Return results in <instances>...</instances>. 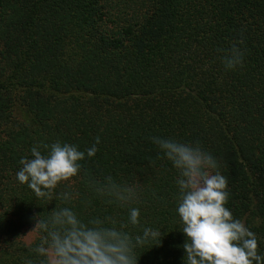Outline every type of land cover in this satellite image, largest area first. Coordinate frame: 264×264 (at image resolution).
I'll return each mask as SVG.
<instances>
[{
    "label": "trees",
    "instance_id": "1",
    "mask_svg": "<svg viewBox=\"0 0 264 264\" xmlns=\"http://www.w3.org/2000/svg\"><path fill=\"white\" fill-rule=\"evenodd\" d=\"M233 44L243 66L228 69L218 49ZM152 137L199 142L217 160L226 207L264 257V0H0V264H39L45 233L26 245L23 229L63 207L133 236L160 230L138 264H183L178 174ZM56 141L85 152L82 170L38 198L16 178L20 160ZM106 177L138 199L109 203L86 183Z\"/></svg>",
    "mask_w": 264,
    "mask_h": 264
},
{
    "label": "clouds",
    "instance_id": "2",
    "mask_svg": "<svg viewBox=\"0 0 264 264\" xmlns=\"http://www.w3.org/2000/svg\"><path fill=\"white\" fill-rule=\"evenodd\" d=\"M218 51L226 68L243 66V52L235 44L230 50ZM151 139L178 174L177 212L186 237L183 264H264L255 233L226 207L228 181L217 170V160L199 142ZM99 142L97 137L96 144ZM86 151L88 157H93L98 149L94 144ZM84 159L85 152L76 145L60 141L39 143L32 146L31 158L20 160L22 167L16 178L38 198L51 200L58 185L80 174ZM86 183L99 196L108 197L109 203L127 205L138 199L136 186L118 184L111 177L103 183L89 178ZM73 198L71 192L59 194L64 202ZM139 216V208L130 209L131 225L140 223ZM32 219L34 227L27 234L45 233L39 245L31 249L42 257L39 264H138L136 248L149 241H157L158 245L163 235L160 230L145 227L142 235L133 236L123 230L126 224L118 228L110 217H94L85 222L70 207L55 208L47 218H43V213L35 214ZM28 264L33 262L29 260Z\"/></svg>",
    "mask_w": 264,
    "mask_h": 264
},
{
    "label": "rangeland",
    "instance_id": "3",
    "mask_svg": "<svg viewBox=\"0 0 264 264\" xmlns=\"http://www.w3.org/2000/svg\"><path fill=\"white\" fill-rule=\"evenodd\" d=\"M68 182L70 183L69 185H72V182L71 181H68ZM33 227H34V225L25 227L23 229V233L21 234V240L26 245H31L38 238V232H34V233H31V234H27Z\"/></svg>",
    "mask_w": 264,
    "mask_h": 264
}]
</instances>
